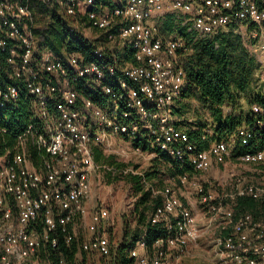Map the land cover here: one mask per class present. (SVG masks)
Masks as SVG:
<instances>
[{"label":"built area","instance_id":"2783aa9c","mask_svg":"<svg viewBox=\"0 0 264 264\" xmlns=\"http://www.w3.org/2000/svg\"><path fill=\"white\" fill-rule=\"evenodd\" d=\"M33 1L76 29L97 33L87 38L94 45L88 59L76 52L57 55L41 44ZM168 16L175 26L167 33L159 23ZM239 29L249 30L253 52L264 56V0H0V108L24 99L33 118L13 149L0 154V264H44V255L53 264H74L59 250V237L66 248L76 243L82 253L113 256L101 231L109 212L88 202L90 177L100 167L94 151L112 146L115 138L134 153L155 159L159 151L172 159L169 166L190 168L176 176L178 183L210 214L200 221L189 198L174 189L159 191L161 203L149 220L162 224L166 234L150 249L138 243L128 264H162L169 249L186 248L215 226L228 229L215 238L222 261L264 264V212L255 217L237 208L240 198L264 205V146L236 154L230 139L201 150L174 115L191 50L184 36L212 39ZM252 110L264 113L256 105ZM254 136L255 130L242 127L231 137L244 146ZM142 142L145 148L136 144ZM229 157L254 167L261 181L231 169L221 192L193 175ZM78 223L87 232L79 241Z\"/></svg>","mask_w":264,"mask_h":264},{"label":"trees","instance_id":"16d2710c","mask_svg":"<svg viewBox=\"0 0 264 264\" xmlns=\"http://www.w3.org/2000/svg\"><path fill=\"white\" fill-rule=\"evenodd\" d=\"M30 6L49 18L47 23L34 29L41 44L57 55H61L62 52L65 54L76 52L83 54L88 59L94 45L72 25V21L69 23L68 19L48 11L46 5L32 2ZM159 24L163 32L168 33L174 30L175 24L170 16ZM177 32L184 35L181 29H178ZM184 38L190 44L191 50L190 55L183 62L186 83L181 93L182 100L175 108L174 115L177 118L184 117L187 112L184 102L194 100L213 119V123L210 125L196 122L194 128H188L187 133L190 140L202 150L212 142L226 141L230 135L233 136L236 133L238 128L245 127L255 130V136L247 145L237 144L236 154L255 151L264 146V113L258 114L252 110L254 105L264 109L263 95L253 94L248 98L250 111L246 114L239 112L237 115L230 113L224 115L223 111L225 105H235L242 94L250 91L253 77L257 71L258 64L247 52L239 37L232 30H228L217 34L212 39L192 41V38L186 35ZM126 58L130 60L128 56ZM32 121L28 102L24 99L18 102L17 106L0 108V154H3L7 149H13L17 136ZM257 121H261L263 126H259ZM136 144L145 148L144 142ZM98 150L99 148H96L94 151L95 162L101 160ZM151 150L157 151V149ZM157 152L159 154L154 161L165 165L164 174L167 176L176 177L185 172L191 173V169L188 167L179 169L173 165L169 166V163L173 162L172 159L165 153ZM34 162L36 163L35 160ZM160 172L159 169L147 171L144 173V177L151 180L158 177ZM139 178L138 176L134 178L128 176L127 178V181L134 182L133 190L139 196L132 208L129 209V220L124 221L123 224L128 228L131 220L135 226L134 230L129 234L126 229L122 242L113 251V256L101 258V264H128L129 253L138 243L143 242L150 249L157 238L166 234L162 224H153L149 220L151 213L160 205L161 198L159 195L152 197L151 191L144 189ZM237 203L239 211L247 210L255 217L264 212V205L259 201L240 198ZM59 250L65 259L72 260L77 253V245L72 243L71 247L66 248L62 243V238L59 237Z\"/></svg>","mask_w":264,"mask_h":264},{"label":"rangeland","instance_id":"374dc122","mask_svg":"<svg viewBox=\"0 0 264 264\" xmlns=\"http://www.w3.org/2000/svg\"><path fill=\"white\" fill-rule=\"evenodd\" d=\"M48 20L49 18L47 16L38 12H34L32 16V23L35 27H41L47 23ZM68 22L71 23V20ZM78 29L84 37L89 39L92 38L94 34H97L93 30L85 29V27ZM233 33L239 37L243 46L253 57L258 66L249 89L250 91L242 94L235 105H225L223 108L224 115L228 113L237 115L239 112L246 114L250 111L247 102L248 98L253 94L264 96V56L253 52L252 44L255 40L250 37L249 30L244 31V29H241ZM99 40L103 42L105 38L99 37ZM118 50L121 51V49ZM63 54L62 52L61 55ZM184 103L187 106V112L184 117L179 118L178 124L187 128H194L196 122L206 123L207 125L213 123V119L209 113L201 109L194 100H187ZM233 106L235 109H233ZM230 136L227 141L229 140L230 142L231 139L234 145L237 146L236 137ZM98 151L101 160L97 162V164H99L100 167L96 172L92 173L90 177L92 184V197L90 201H92V203L89 205V208L96 206L107 208L109 219L105 222L101 231L105 233L112 251L122 242L126 229L129 234H131L135 227L131 220L129 221L128 228L123 224L124 221L129 220V209L132 208L139 196L133 190L134 182L127 181L128 176L131 178L140 177L138 179L139 182L143 185L145 190L149 189L151 191L152 197H157L159 191L174 189L177 195L182 199H190L191 202L189 203V207L200 221H206L209 218L210 214L205 212L206 209L199 203L198 197L192 190L180 186L176 177H170L164 174L166 171L164 164L155 162L149 155H139L130 151V149L125 147L123 141L118 138L114 139L112 146L99 148ZM128 169H131L133 173L130 171L127 173L123 172ZM155 169L161 171L158 177L151 180L144 177L145 172ZM231 169L245 176H250L249 178L255 183L261 181L260 174L254 167L240 164V162L233 157H229L225 164H213L205 173H194L193 175L208 185L210 183L215 190L225 192L227 187L222 184V180H224ZM227 207L232 208L233 205L227 202ZM258 216H260V214ZM80 225L81 227H77L75 230L78 241L84 239L87 235L84 223ZM222 231L220 227L215 226L211 231L202 235L196 243L190 244L183 249H169L167 251L169 259L162 264H226L222 262L223 256H221L219 251L221 248L219 249L215 244V238L219 234H223ZM41 259L45 262L44 264H53L49 255L41 256ZM71 262L74 264H101L102 260L101 256L95 252L88 254L82 253L77 245V253L74 255Z\"/></svg>","mask_w":264,"mask_h":264},{"label":"crops","instance_id":"0c3cea01","mask_svg":"<svg viewBox=\"0 0 264 264\" xmlns=\"http://www.w3.org/2000/svg\"><path fill=\"white\" fill-rule=\"evenodd\" d=\"M90 200H91V199H90ZM89 203H90V204H89ZM91 203H92V201H89V202H88L89 205H91ZM223 232H224V233H227V232H228V229L223 230L222 233H223ZM220 233H221V231H220ZM222 262H224V261H222Z\"/></svg>","mask_w":264,"mask_h":264}]
</instances>
